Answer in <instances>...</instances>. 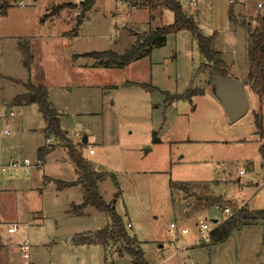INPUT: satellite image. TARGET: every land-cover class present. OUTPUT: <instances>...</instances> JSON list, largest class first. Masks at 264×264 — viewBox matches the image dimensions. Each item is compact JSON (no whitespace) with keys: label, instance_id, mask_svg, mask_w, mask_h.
Returning <instances> with one entry per match:
<instances>
[{"label":"rangeland","instance_id":"rangeland-1","mask_svg":"<svg viewBox=\"0 0 264 264\" xmlns=\"http://www.w3.org/2000/svg\"><path fill=\"white\" fill-rule=\"evenodd\" d=\"M18 1L25 7L7 8V19L0 18V164L27 160L31 166L27 175L21 168L10 173L11 179L0 175V245L26 241L31 264L130 262L124 244L113 235L106 243L78 242L94 239L111 220L90 206L75 209L83 201L80 188L59 189L56 183L77 178L65 143L46 132L35 104L22 108L11 103L22 88L8 80H28L16 48L21 44L31 58L28 83L47 87L68 142L75 135L79 142L87 138L79 152L103 174L98 195L113 203L146 264H264L261 223L238 227L220 244L197 241L199 223L213 229L240 207L264 210V174L254 122L255 114L264 122V99L259 103L246 83L247 28H255L264 0L182 4L201 35L215 38L214 51L222 54L231 77L245 87L248 111L234 122L216 97L209 72L199 71L205 60L188 31L167 35L164 47L131 66L82 72L71 69L67 54H123L134 44L133 34L149 30L148 13H130L123 2L96 0L86 14L87 24L74 38L76 19L70 10L79 6L80 13L86 0ZM259 2L261 10L256 7ZM60 5L65 6L52 14V7ZM231 10L233 20L228 17ZM24 15L23 27L18 28ZM155 20L158 26L174 21L169 10ZM64 32L72 43L62 40ZM189 89L203 93L165 102L167 94L181 96ZM47 137L52 145L45 146ZM39 147L48 150L44 164L38 160ZM171 183H188L187 193L172 189ZM223 208L231 215L225 216ZM13 223L19 225L17 232L8 236L5 226ZM171 224L176 230L170 234ZM182 229L187 234H181ZM5 260L0 264H8Z\"/></svg>","mask_w":264,"mask_h":264},{"label":"trees","instance_id":"trees-1","mask_svg":"<svg viewBox=\"0 0 264 264\" xmlns=\"http://www.w3.org/2000/svg\"><path fill=\"white\" fill-rule=\"evenodd\" d=\"M96 0H86L81 2V11L76 17V28L73 30V35L76 34L77 28L82 23L84 15L92 9L94 2ZM126 3H130L132 7L136 9H146L150 14L157 16L161 10H169L173 15V23L171 25H165V27L155 28L149 31L146 35L137 36V41L127 52L123 55H117L111 52H96L83 54V57L92 58H108V64L118 68H123L130 64L132 61L144 57H148L153 49H159L165 46L167 35L177 34L179 32L188 31L196 40L197 49L199 54H201L205 60L201 64L199 71L205 69L209 74H221L230 75V70L225 65L221 59L220 53L213 50L214 37L202 36L199 32L194 20L191 17L186 16L182 12V4L175 2L174 0H163V2H158L157 0H119ZM68 7L69 5L66 4ZM3 9H6L4 4L1 5ZM65 5H60L57 9L52 10V14H55L59 9L63 8ZM247 75L246 83L254 96L257 97L260 103L264 99V13L257 16L256 26L253 30L247 28ZM22 53L23 66L25 69H29L31 64V58L28 49L25 47L20 48ZM25 93L14 98L13 102L16 105L30 104L34 103L40 112L42 119L46 125V132L49 135H53L57 140L64 142L67 148V154L70 160L75 165V172L77 175L76 181L74 182H56L59 189H65L70 187H79L82 191L83 203L75 207L78 211L84 207L90 206L98 213L107 214L111 220V224L101 231H97L92 238H81L78 240L80 244L90 243L93 240L108 242L110 237L113 235L124 244L126 252L131 258L129 264H146L142 250L136 245L133 248L135 242L128 236L127 232L124 230L123 223L119 215L115 214L113 203H105L102 197H99L97 184L102 178L101 172H95L92 168L90 162H87L81 157L79 149L68 142L65 138L64 133L58 128V117L54 110L50 109V104L48 102V93L45 86L32 85L26 83L23 85ZM143 88V87H142ZM145 88V87H144ZM203 90L189 89L184 95L181 96H171L167 94L165 96V102H173L175 100H190L191 97L195 95H202ZM255 129L258 138L260 139V145L258 147V154L261 157V169L264 174V122L260 114L256 115L254 118ZM156 141V140H155ZM82 146V143L80 144ZM80 146V147H81ZM48 152L45 149H39L37 151L38 160L40 161ZM188 183H171L172 189H177L182 192L187 193ZM207 201H213L207 199ZM251 223H261L264 227V210L250 211L243 207H240L237 212H235L229 218H226L220 225L215 226L209 233V239L212 245L223 243L230 233L241 227L243 225ZM103 243V242H102ZM262 244H264V233ZM1 249V246H0ZM1 254V252H0Z\"/></svg>","mask_w":264,"mask_h":264},{"label":"crops","instance_id":"crops-1","mask_svg":"<svg viewBox=\"0 0 264 264\" xmlns=\"http://www.w3.org/2000/svg\"><path fill=\"white\" fill-rule=\"evenodd\" d=\"M115 2H123V1H119V0H115ZM123 3H125L126 5H127V7H128V9L130 10V13L132 12V13H135L136 11H145L146 13H148V18H149V30L147 31V33H144L143 35H146V34H148V32L149 31H152V30H154L155 28H161V27H165V26H158L157 25V21L155 20V19H161V17H162V15H163V13H164V11H166V9H164V10H161L158 14H157V16H155V15H153V14H150L149 12H148V10H146V9H136V8H134V7H132L131 6V4L130 3H126V2H123ZM3 3H1L0 2V10L2 11V14L0 15V18H2V19H7V17H8V13H9V11L7 10V8H13V6H9V5H5L4 4V6L6 7V9H3V7L1 6ZM183 4V3H182ZM78 6V5H77ZM14 8H16V7H14ZM94 7H92V9H93ZM92 9L90 10V11H92ZM7 10V11H6ZM51 10H54L53 9V7H52V9ZM70 11H72L71 13H72V15H73V18L72 19H76V17L79 15V6L77 7V8H72ZM90 11H88L87 13H90ZM182 12H183V10H182ZM86 13V14H87ZM77 14V15H76ZM86 14H85V16H84V18L81 20V24L79 25V27L77 28V32H76V35L75 36H72V37H77V35H78V31H79V28H81L82 29V27H84V24L86 25L87 23L84 21L85 19H86ZM232 16H233V14H232V10L229 12V18L231 19V20H233V18H232ZM71 19V20H72ZM23 21H25V15L24 16H20V18H19V23H18V28H21V27H23V24H20V23H22ZM75 22H76V20H75ZM152 24V25H151ZM80 29V30H81ZM67 32H64V33H62L61 34V37H62V40L64 41V42H71V38L72 37H68V36H65V34H66ZM134 35V44H132L131 46H130V48L133 46V45H135V43H136V41H137V36H139L137 33H135V34H133ZM21 37V36H20ZM23 37V36H22ZM72 43V42H71ZM22 46H21V44H18L17 46H16V48H17V50L20 52V54H21V57H22V53H21V50H20V48H21ZM212 47H213V45H212ZM129 48V49H130ZM214 48V47H213ZM128 49V50H129ZM127 50V51H128ZM154 50V49H153ZM214 50V49H213ZM127 51H125V52H127ZM124 52V53H125ZM152 52V51H151ZM150 52V53H151ZM215 52H217V51H215ZM92 53H95V52H92ZM114 53V52H113ZM123 53V54H124ZM217 53H220V52H217ZM83 54H88V53H83ZM83 54H77L76 52H73V53H69V54H67V57H68V59L69 60H71V69L72 70H77V71H82V72H86V71H90V69H96V68H99V69H104V70H112L113 68H116L114 65L113 66H111V65H109L108 63H107V61H106V58H92V57H83L82 55ZM116 54V53H115ZM123 54H121V55H123ZM117 55H119V54H117ZM220 55H221V59H222V54L220 53ZM83 57V58H82ZM85 58H87V60L88 61H83L82 59H85ZM145 58H148V57H144V58H140V59H136V60H134V61H132L130 64H128L127 66H131V64L133 63V62H138V61H140V60H143V59H145ZM91 59V60H90ZM93 60H95V61H93ZM223 60V59H222ZM90 61V62H89ZM223 62H224V60H223ZM127 66H125V67H127ZM227 66V65H226ZM228 67V69L230 70V68H229V66H227ZM25 69V68H24ZM27 72H28V74H27V76H28V80L26 81V82H23V81H21V80H11V79H9L8 80V82H11V83H14L16 86H20L21 88H22V91L21 92H19V93H15V95L14 96H12L11 97V103L12 104H15L14 102H13V100H14V98L15 97H17V96H19V95H23L26 91H25V89H24V87H23V85L22 84H26V83H28L30 80H31V67H29V69L27 70V69H25ZM230 72H232L231 70H230ZM199 75V74H198ZM211 75L212 74H210L209 75V77H210V80H211ZM246 75H247V73H246ZM33 76V75H32ZM230 77H231V73H230V75H229ZM232 78V77H231ZM5 80H7L6 78H4ZM233 79V78H232ZM210 80H209V83H210ZM234 80V79H233ZM13 81H18L19 82V84H17V83H15V82H13ZM30 84H32V83H30ZM40 83H36V84H32V85H34V86H36V85H39ZM42 85V84H41ZM43 86H45V85H43ZM81 88L82 87H88V86H86V85H81L80 86ZM45 88H46V91H47V93H48V90H47V87L45 86ZM151 88H153L154 89V87H151ZM155 90V89H154ZM49 96H50V93H48V102H49V104L51 105V102L49 101ZM31 104H34V103H30V104H27V105H25V104H21V105H16V106H18V107H27L28 105H31ZM36 105V104H35ZM37 107V106H36ZM52 107V106H51ZM52 110H54L55 111V113L57 114V117H58V128H59V120H60V116H61V114H60V112L58 111L57 112V110H55L54 109V107H52ZM12 113V112H11ZM10 116L12 117V116H14V114L12 113V115L10 114ZM60 129V131L62 132V130H61V128H59ZM40 133H43V131L42 132H40ZM62 133H64V132H62ZM4 135H6V134H4ZM8 135V134H7ZM6 135V136H7ZM85 137V136H84ZM86 140H87V138H86ZM51 141V140H50ZM56 141V140H55ZM58 142V141H57ZM54 144V143H53ZM50 145H52V142H50ZM259 145H260V140H259ZM259 147V146H258ZM44 147H39L38 148V150L39 149H43ZM58 148V147H57ZM65 148V147H64ZM56 149V148H55ZM55 149H53V150H55ZM37 150V151H38ZM52 150V151H53ZM41 161V163L40 164H44V157L40 160ZM87 161V160H86ZM91 166H92V168L94 169V171L95 172H100V168H98L97 170H96V168H94V166L91 164ZM102 173V172H101ZM11 179L12 177H11V175H10V177H8V179ZM185 184H187V183H185ZM0 185H2L1 183H0ZM98 185V184H97ZM77 188H79V187H77ZM188 188V187H187ZM81 190V189H80ZM97 190H98V186H97ZM82 192V191H81ZM215 198V197H214ZM222 201V203L223 202H225L224 200H221ZM82 203H83V201H82ZM81 203V204H82ZM80 206V205H79ZM75 211V210H74ZM77 212V211H76ZM13 224H16V223H13ZM13 224H7V225H13ZM17 226H19L18 224H16ZM136 242V241H135ZM19 243H16V244H10V245H5V246H2V245H0L1 246V249H0V252H1V254H0V263H1V261H2V259L5 257L6 258V262L8 263V264H13L16 260H17V258H18V252H17V245H18ZM136 245H137V242L135 243ZM4 249V251H2ZM5 252H6V255H5ZM4 255V256H3ZM130 262H131V258H130ZM129 262V263H130Z\"/></svg>","mask_w":264,"mask_h":264},{"label":"built area","instance_id":"built-area-1","mask_svg":"<svg viewBox=\"0 0 264 264\" xmlns=\"http://www.w3.org/2000/svg\"><path fill=\"white\" fill-rule=\"evenodd\" d=\"M7 4L9 6H13V7H17V8H24V4L22 3V1H18V0H6ZM158 2H163V0H157ZM177 3L180 4H186L190 7L195 5L196 0H174ZM232 2V0H230ZM6 4V5H7ZM262 3L259 2L257 3L256 7L258 10L262 9ZM12 115V113H10ZM4 134H8V132H4ZM55 139V137H54ZM78 136L75 135L74 139L72 140L71 144L74 145L75 147H77V149L80 150V144L81 142H79L78 140ZM50 139L47 137L45 140V146H49L50 145ZM89 154H92V150L89 151ZM31 166L30 163H28L27 160H23L22 162H17V161H11L8 162L6 164H0V175L6 174L8 177H10V173L14 170H17L18 168H21L24 171V174L27 175L28 174V169ZM36 167H38V165H36ZM223 213L225 216H230L231 212L228 208H223ZM127 228H130V225L127 224L126 225ZM18 226L16 224L13 225H6L5 226V233L8 236H13L16 232H17ZM198 229V233H199V237L197 238L198 242H203L206 243V241H210L209 239V233L212 229H210L207 225H205L204 223H199L197 226ZM175 225L171 224L169 226V233H173L175 231ZM181 234L185 235L187 234V231L185 229H182ZM28 243L26 241H22L20 244L17 245V252H18V258L17 260L13 263V264H31L30 263V258H29V251H28Z\"/></svg>","mask_w":264,"mask_h":264},{"label":"water","instance_id":"water-1","mask_svg":"<svg viewBox=\"0 0 264 264\" xmlns=\"http://www.w3.org/2000/svg\"><path fill=\"white\" fill-rule=\"evenodd\" d=\"M210 85L232 122L237 121L248 111L245 87L239 81L233 80L229 75L212 74ZM50 109L52 110L51 106ZM85 142L86 137H82L81 143Z\"/></svg>","mask_w":264,"mask_h":264}]
</instances>
